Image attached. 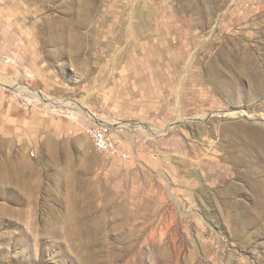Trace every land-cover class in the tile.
Wrapping results in <instances>:
<instances>
[{"label": "rangeland", "instance_id": "1", "mask_svg": "<svg viewBox=\"0 0 264 264\" xmlns=\"http://www.w3.org/2000/svg\"><path fill=\"white\" fill-rule=\"evenodd\" d=\"M82 1L0 0V264H264V0Z\"/></svg>", "mask_w": 264, "mask_h": 264}, {"label": "built area", "instance_id": "2", "mask_svg": "<svg viewBox=\"0 0 264 264\" xmlns=\"http://www.w3.org/2000/svg\"><path fill=\"white\" fill-rule=\"evenodd\" d=\"M90 134L94 147L100 154L118 160L130 159V154L120 147L104 128H91Z\"/></svg>", "mask_w": 264, "mask_h": 264}, {"label": "bare ground", "instance_id": "3", "mask_svg": "<svg viewBox=\"0 0 264 264\" xmlns=\"http://www.w3.org/2000/svg\"><path fill=\"white\" fill-rule=\"evenodd\" d=\"M83 2V1H82ZM95 3V2H94ZM93 4V1L92 0H87V1H84L82 4H81V15H79V23H82V21H84V23L87 21V20H89V17L91 16V10H92V7H91V5ZM73 11V10H72ZM95 12V11H94ZM73 14V13H72ZM61 23H63L64 24V22H61ZM67 23H69V22H65V25L67 26V28L69 27V25H71V24H67ZM87 23V22H86ZM77 24V23H76ZM75 24V25H76ZM73 25V24H72ZM82 25V24H81ZM65 26V27H66ZM74 26V25H73ZM79 27H81V26H77L76 28H78L79 29ZM70 28V27H69ZM72 28H74V27H72ZM65 30H66V28H65ZM63 32H65V31H63V29L62 30H60V33H59V37L61 38V39H63V38H66V37H69V39L70 40H72L73 38H75V35L74 34H69V35H65ZM79 36V35H78ZM81 38V37H80ZM78 49V48H77ZM0 83H1V81H0ZM251 178H254V175H252L251 174ZM233 192H235V191H233ZM256 193L258 194V198H257V200H256V202H255V205L253 206V210L254 211H262L263 212V214H261L262 216H261V218L263 219V221H264V177H263V179H262V181H261V184H260V186H257L256 187ZM257 197V196H256ZM256 197H254V198H256ZM235 205V204H234ZM236 206V205H235ZM234 206V207H235ZM238 208L239 209H243L244 210V206L243 205H241V203H240V205L238 206ZM242 211V210H241ZM252 211V210H251ZM250 212V211H249ZM245 213V212H244ZM252 213V212H251ZM254 213V212H253ZM252 213V214H253ZM77 215V214H76ZM243 215V214H242ZM257 215V214H256ZM259 216H260V214H259ZM78 218V217H77ZM259 218V217H258ZM252 220H254V218L252 219L251 218V221ZM245 224V223H244ZM167 250V249H166Z\"/></svg>", "mask_w": 264, "mask_h": 264}, {"label": "crops", "instance_id": "4", "mask_svg": "<svg viewBox=\"0 0 264 264\" xmlns=\"http://www.w3.org/2000/svg\"><path fill=\"white\" fill-rule=\"evenodd\" d=\"M4 54H8L7 50H3ZM12 68V67H10ZM8 74L11 73V69H8ZM17 102L8 96V94L3 90L0 89V121L2 118L8 119V122L11 120L15 114L16 104ZM5 120V119H4ZM105 129V128H104ZM107 131V129H105Z\"/></svg>", "mask_w": 264, "mask_h": 264}]
</instances>
